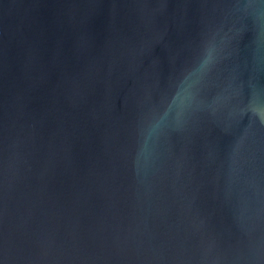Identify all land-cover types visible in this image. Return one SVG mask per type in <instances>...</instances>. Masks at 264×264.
<instances>
[{"label":"water","instance_id":"obj_1","mask_svg":"<svg viewBox=\"0 0 264 264\" xmlns=\"http://www.w3.org/2000/svg\"><path fill=\"white\" fill-rule=\"evenodd\" d=\"M0 264H264V0H0Z\"/></svg>","mask_w":264,"mask_h":264}]
</instances>
